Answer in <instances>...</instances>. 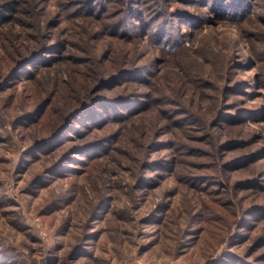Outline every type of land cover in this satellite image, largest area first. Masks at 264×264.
<instances>
[{
	"label": "rangeland",
	"instance_id": "374dc122",
	"mask_svg": "<svg viewBox=\"0 0 264 264\" xmlns=\"http://www.w3.org/2000/svg\"><path fill=\"white\" fill-rule=\"evenodd\" d=\"M258 1L252 18L239 22L216 20L208 10L202 27L186 32L185 50L144 42L162 73L156 84L183 101L167 106L188 114L141 110L121 118L126 110L98 126V105L45 146L56 111H36L28 82L20 80L24 71L0 88V250L18 254L11 264H264ZM67 24L61 29L76 28ZM112 48L142 52L126 40L114 39ZM189 64L205 71L202 94L193 99V82L167 76ZM223 92L233 106L228 114L245 113L217 128L211 123ZM93 109L99 114L91 116ZM249 177L256 179L247 185Z\"/></svg>",
	"mask_w": 264,
	"mask_h": 264
},
{
	"label": "trees",
	"instance_id": "16d2710c",
	"mask_svg": "<svg viewBox=\"0 0 264 264\" xmlns=\"http://www.w3.org/2000/svg\"><path fill=\"white\" fill-rule=\"evenodd\" d=\"M46 1L0 0V88L24 71V77L18 80L28 82L36 111L42 116L56 111L45 146L67 134L78 114L98 105L104 110L96 120L93 118L98 126L119 118L126 110L121 118H131V114L141 110L155 111L164 118L188 114L181 107L167 106L181 105L183 101L169 94L167 84H156L162 73L148 57L144 42L149 40L160 50L182 51L187 49L186 32L201 28L208 10L216 20L239 22L244 17L252 18L255 5L260 4L258 0H57L55 6H50ZM60 24L76 28L61 29ZM114 39L134 42L142 49V57L134 56V51L114 53ZM259 48L258 56L264 62V46ZM259 68L264 80V63ZM204 72L189 64L167 76L172 83L184 81V77L193 82V99L197 92L202 94ZM100 90L105 94H96ZM225 96L223 92L216 121L211 123L217 128L225 120L229 125L238 121L245 113L228 114L233 106L225 103ZM95 111L91 116L99 114ZM255 154H243L238 160L250 159ZM255 179L249 177L246 184ZM17 258L18 254L0 250V264L17 262Z\"/></svg>",
	"mask_w": 264,
	"mask_h": 264
}]
</instances>
